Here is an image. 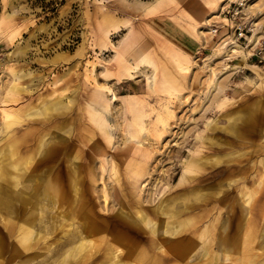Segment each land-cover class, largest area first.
Returning a JSON list of instances; mask_svg holds the SVG:
<instances>
[{
	"label": "rangeland",
	"instance_id": "374dc122",
	"mask_svg": "<svg viewBox=\"0 0 264 264\" xmlns=\"http://www.w3.org/2000/svg\"><path fill=\"white\" fill-rule=\"evenodd\" d=\"M239 1L0 0V169L30 160L0 189V264H142L135 247L159 264H264V59L215 54ZM240 15L262 42L264 0ZM88 128L103 155L48 160Z\"/></svg>",
	"mask_w": 264,
	"mask_h": 264
},
{
	"label": "bare ground",
	"instance_id": "6f19581e",
	"mask_svg": "<svg viewBox=\"0 0 264 264\" xmlns=\"http://www.w3.org/2000/svg\"><path fill=\"white\" fill-rule=\"evenodd\" d=\"M252 36H253L254 39H256V36L254 35V33H253ZM252 36L250 37L249 45H248V49L249 50H248L247 53H248L249 56H251V52H250L251 48H250V46H256L259 43V39H257L256 42L252 43L251 42ZM226 44H227L226 46L224 45V46L218 47L217 51L215 52V54L223 53L224 52L223 49H226V50L229 49L231 52H237V50L239 48L242 49V51H244L243 49L245 48L244 46L242 47L236 40H231V41L227 42ZM135 55L136 56H134V58H133V60L135 61L134 72H133L134 74H136L138 72L137 69H138L139 66L144 65L147 62L146 57H144L143 55L141 56L139 51H136ZM151 76H148V78L150 80H151ZM116 98L117 97H115V99ZM93 123H94L93 126L96 125V128L100 127L99 122L97 120L95 121V119H94ZM141 128L142 127L140 125H138V127L136 128V131H139ZM100 129H102V127ZM88 131H89V136H83L82 133H80V134L75 135L73 139L72 138H70V139L68 138V140H67V141H69L68 143H60V144H55V145L51 146L52 149H51V152L49 153V157H47L48 160L56 161L59 158L60 155L65 154L66 151H68V155L67 156H69V158H72L74 160V162L88 161L90 159L92 161H95V159L97 157L99 158L101 155H103V152L106 149H105L104 145L101 143V141H100L101 139H100V136L98 135V133L95 132V130H91L89 128H88ZM139 135H140V133H139ZM131 138H135L136 139L137 136L131 134L130 139ZM147 139H148V137H147ZM64 140H66L65 137H64ZM126 140H127V138H126ZM28 141L29 140L26 137L21 139V141H20L21 150L23 148L24 149L26 148V144H27ZM86 141H88V142H86ZM80 142L82 144H80ZM130 147L131 146H127L126 148L128 149ZM151 150H152V147H151ZM180 151H181V149H180ZM65 158H66V156H65ZM29 161H30L29 159H25L24 161H22L21 163L15 165L13 167L16 170V177H13V178H11L10 176H12V175L9 174L11 172V169L8 167L9 165L8 166H4V167H2L0 169V189L3 190L2 192L4 194L9 192V187H14L17 183H19V179H21L25 175L27 170H28V165L27 164H28ZM79 175H80L79 172L74 171V175L72 176V186H73V189L75 190V193L77 195L79 193V185L81 184V181L79 179ZM58 180H59V175L56 174V175H54V177L48 179L46 184H45L46 192H48V194H49V195H46V196L47 197H51L52 199L56 200L57 202H59V199H63V195L61 194L60 188L58 186ZM21 185H23V183H21ZM50 190L52 191V193L50 192ZM86 195H87V193H86ZM68 196H70V195L68 194ZM6 200L7 201L6 202L4 201V203L10 202V200L8 198H6ZM75 205L76 204L74 203V206ZM81 207H82V205L79 206V209ZM84 216H85V218H89L90 219L89 226L87 225L85 228L88 229L89 235L94 237L96 239V244L99 245V243L105 237V234L103 232V229H104L103 224L100 223V222L94 221L93 219L91 220V213H89V212L85 213ZM32 226H33V222L32 221H29V222H27L26 224L23 225V227H22V231H23L22 235L23 236H22L21 239L16 241V243L14 244V249L17 252L24 253L25 251H27L30 248L31 243L28 245L27 242H28L29 239L32 238V234H33L32 230H31ZM252 234H253V232H250L249 234H247L248 239H249V237L251 238L253 236ZM118 243H119V241L116 242V243L112 242V244H114V245L118 244ZM114 245H112V246H114ZM191 249H192V247H191ZM108 250H111V248H108ZM130 253H131L130 254L131 255V257H130L131 260L140 262L142 264H148V263L149 264H159L158 257L154 256V255L150 256L147 253V250H145V248H143V247H138V248L135 247L134 249H132L130 251ZM178 254H179V256L184 255V253H182V252H180ZM185 257H186V255H185Z\"/></svg>",
	"mask_w": 264,
	"mask_h": 264
},
{
	"label": "built area",
	"instance_id": "2783aa9c",
	"mask_svg": "<svg viewBox=\"0 0 264 264\" xmlns=\"http://www.w3.org/2000/svg\"><path fill=\"white\" fill-rule=\"evenodd\" d=\"M248 1L249 0H240L236 9L231 12V16L227 17V24L223 25L232 30V34H228L230 32H227L226 35V37H230L229 41L236 40L242 47H245L244 49H248L249 40L253 35L254 30L253 27L248 26L249 22L244 19L245 17L240 15V13L243 12ZM219 29V27H214V36L218 34ZM250 48L251 50L254 49V51L251 52L250 57L257 56L259 58V61H262L264 59V40L262 42L259 41L256 46H250Z\"/></svg>",
	"mask_w": 264,
	"mask_h": 264
},
{
	"label": "crops",
	"instance_id": "0c3cea01",
	"mask_svg": "<svg viewBox=\"0 0 264 264\" xmlns=\"http://www.w3.org/2000/svg\"><path fill=\"white\" fill-rule=\"evenodd\" d=\"M197 48H200V50L199 51H202V50H204L203 48H204V46L202 47V46H198ZM256 67V66H255Z\"/></svg>",
	"mask_w": 264,
	"mask_h": 264
}]
</instances>
